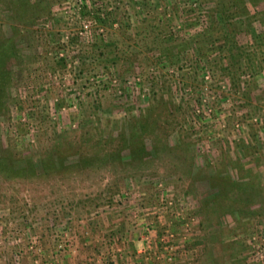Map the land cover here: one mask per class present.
Returning <instances> with one entry per match:
<instances>
[{"label":"rangeland","instance_id":"obj_1","mask_svg":"<svg viewBox=\"0 0 264 264\" xmlns=\"http://www.w3.org/2000/svg\"><path fill=\"white\" fill-rule=\"evenodd\" d=\"M29 1L0 0V264H264V0Z\"/></svg>","mask_w":264,"mask_h":264},{"label":"trees","instance_id":"obj_2","mask_svg":"<svg viewBox=\"0 0 264 264\" xmlns=\"http://www.w3.org/2000/svg\"><path fill=\"white\" fill-rule=\"evenodd\" d=\"M238 1V0H237ZM228 2L234 3V0H228L223 2L221 5L219 4V7L222 6V8H226V4L228 7H230V4ZM239 2V1H238ZM31 1L27 2V0H14V4L8 6L5 10L6 16L9 18H13V20L17 22L23 21L22 18L20 19L18 16L20 13L23 14V11L27 5H29ZM220 8V9H222ZM223 12V11H222ZM23 16V15H22ZM223 18L225 21L229 19L230 17H226L223 12ZM19 18V19H18ZM227 22V21H226ZM16 23V22H15ZM15 23H11V31L9 33H12L13 31L18 32L17 26ZM222 32H225V29L222 28ZM230 33V31H229ZM14 46L9 42V36L7 35H2L0 36V93L2 91V87L6 84V81H9V72L6 67V61L9 58V55H13L12 53ZM233 55V54H232ZM230 54V50H228V59L232 57ZM234 56V55H233ZM5 60V62H4ZM152 106H149L146 108L145 111L140 113L136 118L130 119L125 126L123 127V131L121 130L119 132V142H117L112 149H108L109 153L108 155L104 154L101 152L100 158L102 160H105L107 157H110V159L116 158L119 160V162H123L124 160H120L121 156H119V153L121 149H128V160L133 157L134 154H136L138 151L141 150L143 147V142H142V133L144 130L148 128V123L150 120H152ZM150 119V120H149ZM104 146V145H103ZM60 154L56 156L55 159L53 157H48L46 161V165H48L51 169H53L56 173H63L67 171L69 168L73 169L75 168L74 166H70L65 163H61V158L59 157ZM94 155H91L92 157ZM117 156V157H113ZM97 157V156H95ZM26 164V161H25ZM30 166V164H29ZM24 168V167H23ZM21 168V169H23ZM27 171L28 169L25 168ZM35 174V173H34ZM207 177L206 179H208ZM241 192V191H239ZM240 197L238 200L240 201L241 199L245 198V195L243 196L242 192L240 193ZM232 200H235L233 196H229L228 201L233 202ZM230 203H228L229 205Z\"/></svg>","mask_w":264,"mask_h":264}]
</instances>
